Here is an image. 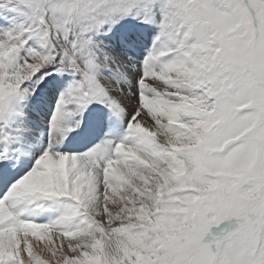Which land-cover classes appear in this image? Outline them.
Listing matches in <instances>:
<instances>
[{
  "label": "snow or ice",
  "instance_id": "obj_1",
  "mask_svg": "<svg viewBox=\"0 0 264 264\" xmlns=\"http://www.w3.org/2000/svg\"><path fill=\"white\" fill-rule=\"evenodd\" d=\"M0 264H264V0H0Z\"/></svg>",
  "mask_w": 264,
  "mask_h": 264
},
{
  "label": "bare ground",
  "instance_id": "obj_2",
  "mask_svg": "<svg viewBox=\"0 0 264 264\" xmlns=\"http://www.w3.org/2000/svg\"><path fill=\"white\" fill-rule=\"evenodd\" d=\"M150 46H151V41H149V43H148V47H150ZM61 79L63 81V84L67 85L65 83L64 77H62ZM53 107H54V105H53ZM26 111H27V109H26ZM105 112L107 113V116H109L110 110L107 109L106 107H105ZM77 118H75V119H77ZM47 119H50V115L46 116L45 121L42 122L43 125H41V124L39 125L38 135L40 136L41 139L47 138V139L51 140V137L49 135L48 125H47ZM75 119L73 120V123H72L71 120L68 123L69 124H74L75 123ZM110 119H111V122H110L109 125H107V130H105V128H104V130H102L100 136H98V140H97L96 143H100L101 141L108 140V139L119 140L124 135V130L125 129L124 130L121 129V123H120L119 118L112 113V118H110ZM122 124H124V122ZM70 134L71 133H61V132H57V133L53 134V135H55V137L57 139H59L61 141L59 144L56 145L57 150L68 151V152H72V150L75 151L74 145L76 143L75 142H73V143H69L68 142V137H70ZM36 218H39L41 220L46 221L48 219V216L46 214H37L34 217V219H36Z\"/></svg>",
  "mask_w": 264,
  "mask_h": 264
},
{
  "label": "rangeland",
  "instance_id": "obj_3",
  "mask_svg": "<svg viewBox=\"0 0 264 264\" xmlns=\"http://www.w3.org/2000/svg\"><path fill=\"white\" fill-rule=\"evenodd\" d=\"M153 31H155L154 29H153ZM146 54V51L145 52H142L141 53V59L143 58V55H145ZM64 79H65V83L67 84V82H69L71 79H72V77L71 76H65L64 77ZM66 86V85H65ZM104 107L103 105H97L96 107ZM110 114H109V116H107V119H106V124H105V130H107V125H109L110 124V122H111V119L110 118H112V112L110 111L109 112ZM109 117V118H108ZM119 118V120H120V123H121V129H125L126 128V125H127V118L126 117H124V118H121V117H118ZM75 119V118H74ZM74 119H72L71 121H72V123H73V120ZM122 120V121H121ZM124 122V124H122ZM41 125H43V123L41 122L40 123ZM104 128H103V130H104ZM101 132L102 131H100V132H98V134L96 135V137L93 139V141H92V144H95L96 142H97V140H98V136H100V134H101ZM70 136H71V134H70ZM68 142H69V139H68ZM92 144H89L88 145V147H91L92 146ZM74 148H75V151L74 150H72V152H82V151H84L85 149L82 147V146H80V145H78L77 143L74 145ZM47 215V214H46ZM48 216V215H47ZM35 220H37L38 222H43L44 220H41V219H39V218H36Z\"/></svg>",
  "mask_w": 264,
  "mask_h": 264
}]
</instances>
